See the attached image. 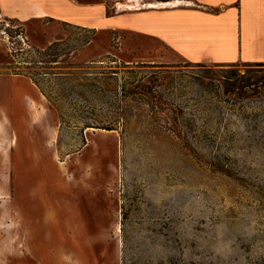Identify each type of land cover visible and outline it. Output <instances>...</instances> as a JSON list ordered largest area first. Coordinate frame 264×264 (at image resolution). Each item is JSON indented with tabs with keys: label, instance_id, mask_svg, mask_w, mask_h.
Wrapping results in <instances>:
<instances>
[{
	"label": "rangeland",
	"instance_id": "1",
	"mask_svg": "<svg viewBox=\"0 0 264 264\" xmlns=\"http://www.w3.org/2000/svg\"><path fill=\"white\" fill-rule=\"evenodd\" d=\"M0 264H264V63L0 16Z\"/></svg>",
	"mask_w": 264,
	"mask_h": 264
},
{
	"label": "crops",
	"instance_id": "2",
	"mask_svg": "<svg viewBox=\"0 0 264 264\" xmlns=\"http://www.w3.org/2000/svg\"><path fill=\"white\" fill-rule=\"evenodd\" d=\"M0 16L132 31L190 63H264V0H146L115 12L107 0H0Z\"/></svg>",
	"mask_w": 264,
	"mask_h": 264
},
{
	"label": "trees",
	"instance_id": "3",
	"mask_svg": "<svg viewBox=\"0 0 264 264\" xmlns=\"http://www.w3.org/2000/svg\"><path fill=\"white\" fill-rule=\"evenodd\" d=\"M247 84H250V85H251V84H253V83H247Z\"/></svg>",
	"mask_w": 264,
	"mask_h": 264
}]
</instances>
